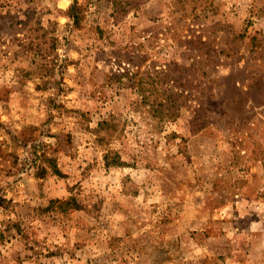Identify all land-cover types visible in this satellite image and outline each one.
<instances>
[{"label":"rangeland","instance_id":"obj_1","mask_svg":"<svg viewBox=\"0 0 264 264\" xmlns=\"http://www.w3.org/2000/svg\"><path fill=\"white\" fill-rule=\"evenodd\" d=\"M0 264H264V0H0Z\"/></svg>","mask_w":264,"mask_h":264},{"label":"trees","instance_id":"obj_2","mask_svg":"<svg viewBox=\"0 0 264 264\" xmlns=\"http://www.w3.org/2000/svg\"><path fill=\"white\" fill-rule=\"evenodd\" d=\"M72 10H75V7L72 8ZM75 16V14H73ZM160 75H162L163 78L161 80L159 79L158 84H160V91L163 92L162 96H157L156 100H153L152 108L154 109L157 114L161 116V118L165 119V117L168 118H174L176 117L180 110L182 109V106L178 104V93L172 91V89L168 88L169 85L167 84V78H168V72L163 71L160 72ZM109 155H106L107 164L116 163L117 165L122 164L123 162L120 160V157L117 155V160L110 162L108 161ZM116 159V158H115Z\"/></svg>","mask_w":264,"mask_h":264}]
</instances>
